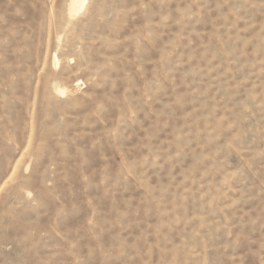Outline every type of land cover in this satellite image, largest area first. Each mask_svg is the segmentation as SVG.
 Segmentation results:
<instances>
[{"label": "rangeland", "instance_id": "1", "mask_svg": "<svg viewBox=\"0 0 264 264\" xmlns=\"http://www.w3.org/2000/svg\"><path fill=\"white\" fill-rule=\"evenodd\" d=\"M81 1L0 0V264H264V0Z\"/></svg>", "mask_w": 264, "mask_h": 264}, {"label": "bare ground", "instance_id": "2", "mask_svg": "<svg viewBox=\"0 0 264 264\" xmlns=\"http://www.w3.org/2000/svg\"><path fill=\"white\" fill-rule=\"evenodd\" d=\"M76 1H77V3H78L79 0H76ZM80 1H81V0H80ZM81 2H82V1H81ZM81 2H79V3H81Z\"/></svg>", "mask_w": 264, "mask_h": 264}]
</instances>
